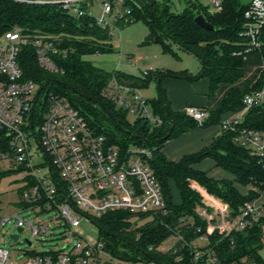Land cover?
Segmentation results:
<instances>
[{
  "label": "trees",
  "instance_id": "trees-1",
  "mask_svg": "<svg viewBox=\"0 0 264 264\" xmlns=\"http://www.w3.org/2000/svg\"><path fill=\"white\" fill-rule=\"evenodd\" d=\"M124 7L130 10V22L142 20L148 26L149 43L161 44L166 52L172 53V44L176 45L195 55L201 63V70L196 75L160 73L159 84L164 78L192 82L207 79L210 98L221 86L230 87L227 96L209 112L205 121L198 123L182 112L172 111L165 91L160 88L158 97L149 104L161 123L153 125L142 117L129 122L127 112L118 109L110 96V83L120 80L140 89L148 84L149 75L135 76L119 70L109 72L87 60L96 54L114 53L110 30L101 28L92 18H76L57 6L0 0V36L19 27L30 37L42 35L57 39V42L53 41L67 51L66 56H55L59 71L51 73L41 68L35 48L28 44L22 47L19 55L24 79L39 83L42 92L65 97L98 134L105 136L109 145L118 147L123 154L134 147L151 152L148 165L161 186L168 214L132 215L114 211L95 219L106 250L115 259L127 262L153 260L162 264H192V250L185 245L178 244L180 252L175 254H162L158 248L172 235H182L189 244L198 238L196 229H203L205 222L196 213L202 204L197 187L229 204L233 214H237L245 203L260 197V192L264 193V158L237 144L231 131L220 128L221 134L211 145L186 154L179 161L169 160L163 152L169 142L193 130L220 126L226 116L244 109L246 94L264 87L263 72L245 79L246 61L257 53L244 36V14L248 3L222 0L220 10L210 11L197 0L188 1L180 13L173 11L167 0H146L142 6L127 0ZM199 15H203L215 30L207 31L197 24L195 19ZM261 38L260 53L264 56V32ZM240 126L264 133V102L250 108ZM8 149V140L0 132V151ZM206 159H211L215 167L233 178L218 180L196 168ZM19 170L24 169L19 167ZM7 175L8 172H0V181ZM173 186L179 195L178 203ZM135 216L146 222L142 225L138 220L132 222ZM210 238V247L221 264H264L260 255L263 239L259 226L226 238L216 233ZM179 254L183 255L184 261L176 260Z\"/></svg>",
  "mask_w": 264,
  "mask_h": 264
},
{
  "label": "built area",
  "instance_id": "built-area-1",
  "mask_svg": "<svg viewBox=\"0 0 264 264\" xmlns=\"http://www.w3.org/2000/svg\"><path fill=\"white\" fill-rule=\"evenodd\" d=\"M15 3L57 6L76 18L89 17L104 29L112 31L118 21L130 22V10L124 7L127 0H10ZM196 1V0H189ZM214 11L222 7V0H212ZM101 10V16L93 13ZM114 18H109L110 16ZM244 36L255 51L262 49L264 32V0H249L245 10ZM58 40L50 36L30 37L19 28H13L0 36V132L8 140L9 149L0 151V161L10 159L24 170L32 171L37 160V150L31 145L33 137L38 150L43 154L41 165L49 168V173L38 177L32 171V184L20 194L22 212H30L32 219L26 221L17 217L16 228L28 229L30 234L42 241L50 236L54 240L77 239L76 228L81 217L91 220L114 211L138 214H168L161 186L148 165L151 152L143 148H130L126 154L108 144L105 136L98 134L85 117L62 96L39 90L32 95L35 82L24 79L19 65L22 47L32 44L41 68L57 73L59 67L55 56H66L67 51L59 47ZM137 61H134L136 64ZM148 75L146 72L144 76ZM117 93H110L116 104L131 110L126 100L133 95L132 112L151 124L161 123L154 115L149 102L136 95V89L115 84ZM264 102V87L246 94L244 109L229 118H224L220 128L235 134L234 141L247 148L253 155L264 158V133L241 127L245 114L250 108ZM39 107V109H38ZM37 109L39 115L36 118ZM186 115L198 123L209 117V112L195 106L186 109ZM38 127V131H36ZM23 170V171H24ZM202 195V204L196 209L197 215L205 222L198 227V238L189 244L182 235V244L192 250V264H221L217 253L210 247L211 236L219 234L223 238L233 233L260 227L264 241V193L245 203L233 214L229 204L197 187ZM259 193V192H258ZM47 216V218H45ZM12 217L1 218L4 227ZM184 224V221L181 220ZM198 241L206 244L200 246ZM27 245L21 250L19 261L23 264H154L151 260L127 262L115 259L105 247V242L97 244L82 242L64 244L59 250L37 252ZM158 251L161 252L160 247ZM175 253L180 252L176 247ZM162 254L169 252H161ZM184 261L182 254L176 257ZM242 263L244 260L241 261ZM0 264H15L7 246L0 245Z\"/></svg>",
  "mask_w": 264,
  "mask_h": 264
},
{
  "label": "rangeland",
  "instance_id": "rangeland-1",
  "mask_svg": "<svg viewBox=\"0 0 264 264\" xmlns=\"http://www.w3.org/2000/svg\"><path fill=\"white\" fill-rule=\"evenodd\" d=\"M136 3L138 1L144 2V0H134ZM163 1V0H157ZM175 12L180 13L183 12L187 6L186 0H168ZM203 6L208 7L209 10L214 11L212 9L211 1L212 0H199ZM242 3H247L249 0H240ZM93 10V13L96 17L101 16V10L96 6ZM110 16L109 18H114ZM113 37L111 38V44L113 45L114 53L112 54H96L93 56H89L86 59L92 61L96 66L102 68L105 71L113 72L115 70H119L126 74H131L135 76H144L146 72L149 75L148 84L140 89H136L134 86L125 83L120 80H113L109 86V92L116 94L117 91L115 88V84L121 85L124 88H133L136 89V95H140L142 98L150 102L152 99L158 97L159 90L162 88L168 97L170 95L175 97L177 102H186V100L197 98L198 101H206L207 97L204 94V91L201 89L204 82H199V85H194V87H187L182 85H176L172 83L171 78H164V80L159 84V74L171 72L175 74L188 73L192 75H196L201 70V63L199 59L182 49L178 46L172 44L173 53L166 52L161 44L158 43H149V28L145 24L144 21L138 20L133 22H121L118 21L116 27L112 31ZM255 54L248 59L247 67L248 72L251 74L254 70V67L258 64L264 65V57L258 53ZM137 61L134 64V61ZM264 71L259 70L257 74ZM41 89V85L35 82V88L32 95V99L35 98L37 92ZM193 90V91H192ZM194 92V93H193ZM44 92L41 93V99L39 105L41 104ZM126 100L134 105V97L133 95L125 96ZM191 102V101H190ZM118 109H122L127 112V118L129 122L133 123L137 116L125 106L121 104H116ZM39 109V107H38ZM37 109L36 118L39 115V110ZM206 110V109H205ZM207 111V110H206ZM209 112V111H208ZM182 113L186 114V110L182 111ZM36 131H38V127H36ZM203 130L199 128L198 130L191 131L190 133L172 140L169 145L165 147V154L168 156L170 160H179L183 155L189 154L195 151H198L202 146L207 144L206 140L208 136L206 132H202ZM31 145L35 146L37 150V154H35L37 160L33 162V170L35 171L38 177H44V175L49 173V168L47 166L41 165L44 161V156L38 150V143L35 141L33 137L30 139ZM116 149L118 147L114 146ZM201 170H207L210 176L215 179H232L233 177L220 168H216L214 162L211 159H206L199 165H197ZM19 165L17 163L12 162L10 159H4L0 161V172H8V175L5 176L0 181V219L1 218H9L12 217V221L6 224L4 227L1 225L0 221V245L7 246L11 252L12 260L15 264H23L19 261V254L21 250L27 249V244L25 241H31L34 244V247L31 250H35L37 252H50L59 250L64 244L72 243L76 244L80 240L82 242H89L90 244H97L101 241L100 229L97 224L85 217H81L80 225L76 228L77 234L80 236L77 239H65V240H54L53 236H50L46 239V241L39 240L33 237L30 234V231L26 229L21 235L20 240L18 242L10 239V236L17 233L16 223L17 217L23 218L26 221L32 219V216H29L30 212H22V203L20 200V194L26 188L31 186L30 177L32 171L19 170ZM175 201L179 202L178 192L174 189ZM246 192V190L244 191ZM264 196V195H263ZM47 218V216H45ZM99 219V218H97ZM139 221V225L144 224L145 220H139L137 216H135L132 222ZM180 242L179 237L172 235L167 238L160 246L161 252H169L174 253L175 248L178 246ZM200 246H204L206 243L204 241H198ZM260 255L264 259V241L263 247L260 250ZM117 264V263H116ZM154 264H162L161 262H154ZM166 264V263H165Z\"/></svg>",
  "mask_w": 264,
  "mask_h": 264
},
{
  "label": "crops",
  "instance_id": "crops-1",
  "mask_svg": "<svg viewBox=\"0 0 264 264\" xmlns=\"http://www.w3.org/2000/svg\"><path fill=\"white\" fill-rule=\"evenodd\" d=\"M134 3H136L134 0H132ZM168 1V0H167ZM189 0H186V2H188ZM200 4H202L199 0H197ZM146 3V0H144V2H140V1H138L136 4L137 5H139V6H142V5H144ZM170 3V2H169ZM248 3V2H247ZM171 4V3H170ZM171 7H172V9H173V6H172V4H171ZM213 9V8H212ZM173 11H174V9H173ZM211 11V10H210ZM259 54H261L260 52H259ZM254 55V54H253ZM253 55H251V56H249L248 57V59H250ZM262 55V54H261ZM264 57V56H263ZM248 59H247V61H248ZM247 61H246V78L245 79H252V78H254L255 76H256V73L259 71V70H263L264 71V65L262 66V65H260V64H258V65H256L255 67H254V70H253V72L251 73V74H249V72H248V67H247ZM171 79H174V78H171ZM204 82L203 84H202V90L204 91V89H205V87H206V89H205V92H204V94L206 95V97H207V100L205 101H201V99H200V101H198V99L197 98H195L194 97V99H189L190 101H188V100H186V102H177L176 100H175V97L174 96H172V95H170V97H168L167 95H166V97H167V99H168V102H169V106H170V108H171V110L172 111H175V112H182V111H184L187 107H189V106H195V107H198V108H202V109H206L207 111H214L217 107H218V105L222 102V100L227 96V94H228V92H229V89H230V87H228V86H225V85H223V86H221L220 87V89H219V91L216 93V95L214 96V97H209V82H208V80L207 79H200V80H198V81H196V82H192V81H189V80H186V79H176V80H172V83L173 84H176V85H182V86H187V87H189V88H191V87H194V85H199V82ZM238 85H242V83H239ZM136 89H139V88H136ZM193 91V90H192ZM194 93V92H193ZM165 94H166V92H165ZM233 115H235V114H233ZM232 114L231 115H228V116H226L225 118H229V117H232L233 116ZM196 130H198V129H196ZM203 131L202 132H206V135L208 136V139L206 140L207 142V144H205L204 146H202L198 151H200L202 148H204V147H207V146H209V145H211L212 144V142H213V140H214V138L215 137H217V136H219L220 134H221V129H220V126H212V127H208V128H204V129H202ZM194 131V130H193ZM190 133V132H189ZM188 134V133H187ZM186 135V134H185ZM184 135V136H185ZM170 144V142L167 144V145H169ZM166 145V146H167ZM165 146V147H166ZM198 151H195V152H198ZM163 152L165 153V148L163 149ZM195 152H192V153H195ZM192 153H189V154H192ZM166 155V154H165ZM186 155V154H185ZM167 156V155H166ZM184 156V155H183ZM182 156V157H183ZM181 157V158H182ZM167 158H168V156H167ZM180 158V159H181ZM169 159V158H168ZM179 159V160H180ZM170 160V159H169ZM179 160H171V161H179ZM199 165V164H198ZM215 165V164H214ZM196 168H198V166H196ZM217 168V167H216ZM199 169V168H198ZM199 170H201V169H199ZM202 171H206V172H208L207 170H202ZM209 173V172H208ZM210 175V174H209ZM213 177V176H212Z\"/></svg>",
  "mask_w": 264,
  "mask_h": 264
},
{
  "label": "water",
  "instance_id": "water-1",
  "mask_svg": "<svg viewBox=\"0 0 264 264\" xmlns=\"http://www.w3.org/2000/svg\"><path fill=\"white\" fill-rule=\"evenodd\" d=\"M196 23L199 24L203 29L207 30V31H213L215 30V27L212 26L211 24H209L203 15H199L196 17L195 19ZM23 233V229H18L17 233L13 234L10 236V239L13 241L18 242L20 240V235ZM27 245H29L30 247L32 246V242L31 241H25Z\"/></svg>",
  "mask_w": 264,
  "mask_h": 264
}]
</instances>
